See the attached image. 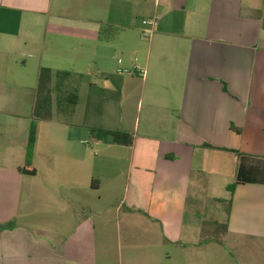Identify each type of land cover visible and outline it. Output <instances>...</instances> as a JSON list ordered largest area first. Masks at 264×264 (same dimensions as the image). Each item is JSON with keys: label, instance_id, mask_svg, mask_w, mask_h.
Segmentation results:
<instances>
[{"label": "crops", "instance_id": "1", "mask_svg": "<svg viewBox=\"0 0 264 264\" xmlns=\"http://www.w3.org/2000/svg\"><path fill=\"white\" fill-rule=\"evenodd\" d=\"M70 56L89 80L87 129H37L25 174L32 75ZM82 132L100 151L83 163L70 151ZM222 251L223 264H264V0H0V264H209Z\"/></svg>", "mask_w": 264, "mask_h": 264}, {"label": "rangeland", "instance_id": "2", "mask_svg": "<svg viewBox=\"0 0 264 264\" xmlns=\"http://www.w3.org/2000/svg\"><path fill=\"white\" fill-rule=\"evenodd\" d=\"M73 56V55H72ZM72 56L68 57L70 60L65 59L63 63L60 65V71L57 73L52 74L51 79L53 80V86H52V91H51V110L49 113V116L51 115L52 120H53V126L46 120V119H40L37 121V129H87L83 124L85 121V118L82 116V112L84 111V100H82V91L85 89L86 84L88 83L87 78L82 77V67L79 68V64L76 65V70L73 71L71 68L74 62V58H71ZM51 64V63H50ZM82 65V63H81ZM73 72H77L74 74ZM79 72V73H78ZM93 72V70H92ZM30 74V70L28 71ZM60 73V74H59ZM33 81L32 84L34 87L37 85V74L33 73ZM93 82H95L96 87H101L102 84L99 81V78H97L94 73L89 77ZM36 101L34 102L33 107L35 108L38 103V94L35 95ZM101 99H97L95 102V106L97 107V111L100 112H109L111 108V103L105 101V97H99ZM99 108V110H98ZM64 111V112H62ZM74 130L70 132V135L73 136ZM93 143V140L89 134H86L82 132V137L81 139L76 142H72L70 145V151L75 157L82 158V163L88 160H95V155L97 154L99 156L100 151L96 148L92 149L90 145ZM86 149H89L90 151H87ZM107 156H112L113 155H107ZM125 157L119 155L117 157L118 160H121L119 163V166H116L117 173H116V180H117V188L113 192V195L119 198V203L123 200L124 203V209L122 210V215L126 210L128 209L129 206V200H126L127 196L125 197L126 191H127V184H128V175L127 172L121 173V167L123 166V159ZM114 159V157H113ZM99 176H101V179L103 181V188L101 194H97L96 197L103 195V204H107L106 201H108V195L112 189V183L110 181V171H106L104 169L101 173H99ZM125 188V190H124ZM133 194V191H130L129 193V199L131 198ZM201 202L205 199L204 195H201ZM112 199V198H110ZM100 208L106 206L102 205V202L97 203ZM96 204V205H97ZM203 205V204H201ZM217 208V206L215 205ZM210 207L208 208V210ZM215 214L220 217V219L225 222V218L227 215V211L225 208L220 207L217 209H214ZM212 215L208 213V220L211 221ZM116 217L115 214L108 216V219L112 221L113 225V237H116V232L118 231L120 239L124 237L125 233V228L123 225V217L122 219ZM223 232V226L222 224L215 226V233L218 236H221L219 234H222ZM218 244H215V249H220ZM224 251V250H223ZM223 251L221 252V256L219 258L217 253H214L212 257H210V263L209 264H223ZM117 256L118 260V253H114L113 249V262H114V257ZM117 262V261H115ZM118 264V263H116ZM174 264H176V261H174Z\"/></svg>", "mask_w": 264, "mask_h": 264}, {"label": "trees", "instance_id": "3", "mask_svg": "<svg viewBox=\"0 0 264 264\" xmlns=\"http://www.w3.org/2000/svg\"><path fill=\"white\" fill-rule=\"evenodd\" d=\"M51 77H52L51 70L46 68L40 69L38 86H37L38 103L37 106L34 108L32 115V123L30 126L29 139L26 148L25 168L22 170L25 174H29V175L36 174V171L31 167L33 165L34 150L37 139V121L40 119H47L49 117V113L51 110V88H50ZM98 133L102 138L106 136L114 137L116 143L127 144V145L131 144V140L129 137H128L129 138L128 141L121 140L119 138L118 133L108 132V131H99ZM244 182H248V179H244L241 175V172H239L237 183H244ZM229 191L230 193H232V189Z\"/></svg>", "mask_w": 264, "mask_h": 264}, {"label": "built area", "instance_id": "4", "mask_svg": "<svg viewBox=\"0 0 264 264\" xmlns=\"http://www.w3.org/2000/svg\"><path fill=\"white\" fill-rule=\"evenodd\" d=\"M146 26H148L149 29L144 32V36L146 38H150L153 35V33H154L155 27L157 26V19H149V20H147L146 21ZM118 63H119V65H121L122 61L118 60ZM117 73L120 74V75H125V74H130V71L128 69L118 68L117 69ZM137 75L142 77V78H144L145 77V72L140 71V72L137 73Z\"/></svg>", "mask_w": 264, "mask_h": 264}]
</instances>
